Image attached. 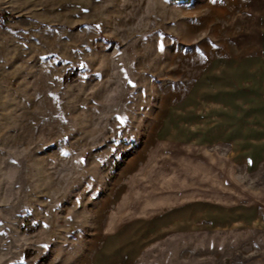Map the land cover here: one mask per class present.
<instances>
[{
    "label": "rangeland",
    "instance_id": "rangeland-1",
    "mask_svg": "<svg viewBox=\"0 0 264 264\" xmlns=\"http://www.w3.org/2000/svg\"><path fill=\"white\" fill-rule=\"evenodd\" d=\"M259 68L264 0H0V264H264V163L187 178L203 198L229 176L242 223L107 228L138 169L164 161L142 151L177 131L163 124L174 106L205 132L211 87L263 86Z\"/></svg>",
    "mask_w": 264,
    "mask_h": 264
},
{
    "label": "crops",
    "instance_id": "crops-1",
    "mask_svg": "<svg viewBox=\"0 0 264 264\" xmlns=\"http://www.w3.org/2000/svg\"><path fill=\"white\" fill-rule=\"evenodd\" d=\"M263 73L261 68L254 70L253 75L256 77L254 82L257 78L260 79L259 82L264 80ZM239 76L243 75L237 74V77ZM240 80H236L235 84L231 82L222 85L219 89L211 87L213 94L219 93L221 96L207 103L206 115L210 117L207 124L211 125V128L209 126L205 132L199 128L202 125L199 120L192 121L189 117L193 110L185 111L183 114L181 110L185 107L184 103L181 106H174L171 111L173 113L164 120L163 124L164 126L169 124V118L173 120L172 126H177V131L161 132L162 135L156 136L148 149L142 151L155 152L154 154L163 157L164 161L165 159L174 161V165L170 168L169 161L164 163L161 159L159 162L158 158L152 165H143L138 169L137 173H140V176L134 178V183L127 194V199L132 201L123 209V206H118L110 216L107 226L110 235L116 234L120 229H127L129 226H124V223L131 221L145 224V228L150 231L181 226L183 222L189 227L197 226L200 222L201 225L213 229L244 221L242 214L244 210L240 209L239 204L241 200L230 199V193L233 192L234 187L232 188L228 182L229 176L227 180L222 179V184L216 187L221 191L218 190L220 192L215 193L212 177H210L204 185L205 197L203 198H198L197 185L187 180L192 176V171L196 172L200 169L205 170L206 173L209 170L213 176L215 163H219L218 166L222 172H229L230 168L233 169L240 164L248 170L255 168L258 163L259 165L264 163V83H262L263 86H253L244 91L241 90ZM244 92H254L256 95H239ZM247 97L251 99L252 104L247 101ZM178 109H181L180 112ZM248 111L252 112V117H246ZM215 114L222 116L220 120H217L221 126V133L217 134H214L212 130ZM252 129H256L260 136L255 141L259 150L246 148L250 140L249 132ZM217 146H224L228 148V151L219 152V149H215ZM168 168L173 173V186L161 189L155 181L161 176V172L168 173ZM156 174L159 176L157 177ZM169 175L164 176L168 184H170ZM206 179H208L207 176ZM139 180L141 182H138ZM136 188L143 190L140 194L141 198L144 196L141 203L136 198L139 196V192L135 193ZM146 189L148 194L145 195ZM248 213V220L251 223L257 221L254 207L249 208ZM111 250L112 248L108 251Z\"/></svg>",
    "mask_w": 264,
    "mask_h": 264
}]
</instances>
